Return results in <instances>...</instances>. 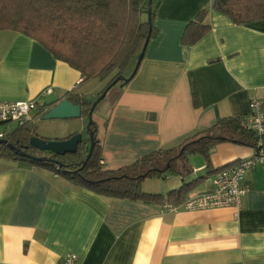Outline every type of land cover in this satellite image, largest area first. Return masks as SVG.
<instances>
[{"label": "crops", "instance_id": "1", "mask_svg": "<svg viewBox=\"0 0 264 264\" xmlns=\"http://www.w3.org/2000/svg\"><path fill=\"white\" fill-rule=\"evenodd\" d=\"M154 4L157 32L135 75L111 87L94 119L91 114L105 168L176 146L222 117L248 121L249 101L264 100V19L236 24L213 9L212 0ZM202 9L208 31L182 44L185 26ZM92 80L99 85L88 87ZM105 81L85 79L38 41L0 30V100H35L29 123L40 136L83 133L85 118L43 116L68 92L94 100L88 95H97ZM252 153L251 147L222 142L210 150V168L192 156L191 176L168 175L158 178L157 190L142 188L165 195L207 175L187 197L208 193L214 174L207 170ZM244 184L238 209L186 210L179 204L170 211L164 204L101 196L49 170L0 158V264H62L71 253L75 264H264V163L246 173Z\"/></svg>", "mask_w": 264, "mask_h": 264}, {"label": "trees", "instance_id": "2", "mask_svg": "<svg viewBox=\"0 0 264 264\" xmlns=\"http://www.w3.org/2000/svg\"><path fill=\"white\" fill-rule=\"evenodd\" d=\"M211 7L236 24L264 19V0H212ZM155 10L153 0H0V30H12L38 41L85 79L108 78L92 101L70 92L65 96L80 105V117L88 119L92 103L107 85L117 78L116 84L124 85L123 80L135 66L149 27V39L155 36ZM206 14L207 10L202 9L187 23L181 36L182 44H192L208 31L210 26L204 22ZM193 104L198 105L196 96ZM247 123L245 116L222 117L176 146L151 151L113 169L103 167L101 145L92 118L86 124V136L76 151L66 154L32 147L30 137H43L33 124L26 123L15 127L7 136L6 141L13 149L0 144V158L16 161L22 168L49 170L72 185L101 196L177 206L207 175L192 177L165 195L144 191L142 183L147 178L191 176L192 156H201L205 168H210V150L222 142L257 148L259 138ZM88 132H92L95 145L86 158L90 143ZM260 147L264 148V137ZM229 165L207 170L206 174H215Z\"/></svg>", "mask_w": 264, "mask_h": 264}, {"label": "built area", "instance_id": "3", "mask_svg": "<svg viewBox=\"0 0 264 264\" xmlns=\"http://www.w3.org/2000/svg\"><path fill=\"white\" fill-rule=\"evenodd\" d=\"M250 119L247 126L259 138L258 147L245 158L232 163L218 171L213 176L212 191L187 197L179 206L186 210H200L216 207H241L242 196L246 192L244 178L246 173L258 164L264 163V148L260 147L264 137V100L252 98L249 101ZM37 109L35 100L10 101L0 100V140H7V136L14 130L8 127L15 123L16 127L29 123L32 113ZM164 206L173 211L175 206L164 203ZM75 254H67L62 264H75Z\"/></svg>", "mask_w": 264, "mask_h": 264}, {"label": "water", "instance_id": "4", "mask_svg": "<svg viewBox=\"0 0 264 264\" xmlns=\"http://www.w3.org/2000/svg\"><path fill=\"white\" fill-rule=\"evenodd\" d=\"M150 32L151 28L149 27L148 29V34L145 37L144 43L142 45L141 51L138 55L137 61L135 63V66L129 75V77L125 78L123 80V83L126 84L136 73L138 66L144 56L145 49L147 47L149 38H150ZM118 78L113 80L107 87L102 91V93L99 95L97 99L92 103L90 110L88 111V121L91 120V114L97 105L99 101H101L107 91L116 85L118 82ZM81 116V106L76 105L69 101L68 99H64L57 104H55L52 108H50L43 116L44 120H53V119H76L80 118ZM88 136L90 139L89 143V150L86 158H89L91 155V152L94 148L95 141L92 135V132H88ZM83 133L81 132H76L73 134L71 137L66 138V139H44L39 136H32L29 139V144L40 150V151H49L55 154H66V153H73L76 151V148L78 144L82 141L83 139ZM5 144L7 145L10 149H13V146H11L6 140H0V144ZM39 159V158H38Z\"/></svg>", "mask_w": 264, "mask_h": 264}, {"label": "rangeland", "instance_id": "5", "mask_svg": "<svg viewBox=\"0 0 264 264\" xmlns=\"http://www.w3.org/2000/svg\"><path fill=\"white\" fill-rule=\"evenodd\" d=\"M156 0H153V3L155 2ZM108 80V78L106 79V81ZM106 81L105 82H103V85H102V87L104 88V86L106 85ZM99 83V80H92V81H90L89 82V86L88 87H92V86H96V85H99L98 84ZM102 88V89H103ZM88 97L89 98H95L96 97V95L94 94V95H92V94H89L88 95ZM92 117H93V119L95 118L94 117V113H92ZM87 122H88V119H86L85 118V122H83V127H84V125H85V129H84V131H83V133H84V135H85V132H86V124H87ZM45 123H49V122H45ZM56 126V125H55ZM54 126V127H55ZM8 127L10 128V129H14L15 127H16V124L15 123H9L8 124ZM50 127H53V124L50 126ZM43 138H46V139H54L55 137H45V136H42ZM198 157H200V158H202L201 156H198ZM161 181V179H158V178H147L143 183H142V186H144V188H146V189H148V190H157L156 188H158L159 187V185H160V182ZM144 190V189H143ZM145 191V190H144ZM152 192H154V191H152Z\"/></svg>", "mask_w": 264, "mask_h": 264}, {"label": "flooded vegetation", "instance_id": "6", "mask_svg": "<svg viewBox=\"0 0 264 264\" xmlns=\"http://www.w3.org/2000/svg\"><path fill=\"white\" fill-rule=\"evenodd\" d=\"M83 136H86V134H85V135H83Z\"/></svg>", "mask_w": 264, "mask_h": 264}]
</instances>
